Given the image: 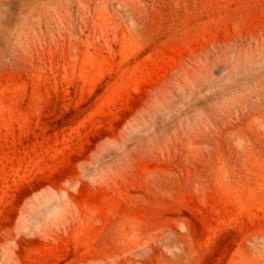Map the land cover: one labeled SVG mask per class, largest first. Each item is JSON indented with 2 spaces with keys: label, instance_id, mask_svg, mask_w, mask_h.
Instances as JSON below:
<instances>
[{
  "label": "rangeland",
  "instance_id": "374dc122",
  "mask_svg": "<svg viewBox=\"0 0 264 264\" xmlns=\"http://www.w3.org/2000/svg\"><path fill=\"white\" fill-rule=\"evenodd\" d=\"M0 264H264V0H0Z\"/></svg>",
  "mask_w": 264,
  "mask_h": 264
}]
</instances>
